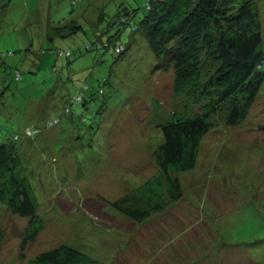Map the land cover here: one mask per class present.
<instances>
[{
  "label": "rangeland",
  "instance_id": "374dc122",
  "mask_svg": "<svg viewBox=\"0 0 264 264\" xmlns=\"http://www.w3.org/2000/svg\"><path fill=\"white\" fill-rule=\"evenodd\" d=\"M146 1L0 0V141L61 118L20 147L45 228L22 248L28 218L0 202V264H27L61 243L100 264H264V85L242 123L221 117L203 137L196 166L178 173L179 200L139 222L113 206L159 172V124L181 108L173 70L140 39L120 60L85 46L96 30L116 32L118 10L139 7L141 18ZM256 1L264 35V0ZM72 20L83 27L75 35L47 38L49 24ZM67 49L70 57L59 54ZM83 84L88 108L65 113Z\"/></svg>",
  "mask_w": 264,
  "mask_h": 264
},
{
  "label": "trees",
  "instance_id": "16d2710c",
  "mask_svg": "<svg viewBox=\"0 0 264 264\" xmlns=\"http://www.w3.org/2000/svg\"><path fill=\"white\" fill-rule=\"evenodd\" d=\"M139 9L118 10L110 19L116 32L104 35L96 30L85 46L86 51L103 49L120 60L136 50L140 39L158 62L174 72L173 96L181 109L174 107L159 124L164 137L155 152L159 172L133 193L113 202L116 209L136 222L145 220L153 211L164 210L168 200L181 198L178 173L196 166L203 137L218 126L221 117L227 125L242 123L264 85V35L256 0H147L143 16L137 18ZM128 26L130 42L125 43L120 34ZM82 28L73 20L49 24L46 35L54 41L75 35ZM59 54L70 57L72 50H61ZM16 77H22L19 69ZM87 89V84L79 88L65 113L75 103L88 108ZM47 98L48 95L44 97ZM156 105L159 111L162 106ZM47 120L44 127L26 125L23 132L0 141V202L12 213L28 218L20 233L22 248L39 236L45 220L26 172L27 156L20 147L25 140L35 139L46 128L61 122L60 117ZM1 219L0 209V244L4 239ZM1 248L0 245V252ZM100 263L80 248L61 243L41 251L27 264Z\"/></svg>",
  "mask_w": 264,
  "mask_h": 264
}]
</instances>
